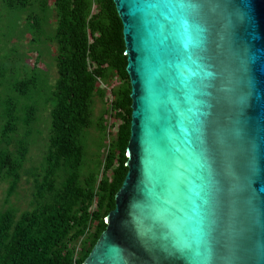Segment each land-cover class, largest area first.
Returning a JSON list of instances; mask_svg holds the SVG:
<instances>
[{
	"label": "water",
	"instance_id": "water-1",
	"mask_svg": "<svg viewBox=\"0 0 264 264\" xmlns=\"http://www.w3.org/2000/svg\"><path fill=\"white\" fill-rule=\"evenodd\" d=\"M128 171L82 264H264V0H113Z\"/></svg>",
	"mask_w": 264,
	"mask_h": 264
},
{
	"label": "trees",
	"instance_id": "trees-1",
	"mask_svg": "<svg viewBox=\"0 0 264 264\" xmlns=\"http://www.w3.org/2000/svg\"><path fill=\"white\" fill-rule=\"evenodd\" d=\"M37 1L40 0H3L12 9L34 5ZM45 2H40L44 14ZM54 2L57 27L53 38L59 44L58 79L49 91L43 88V93L38 92L40 84L35 75L15 85L20 97L36 96V100L20 108V97L10 98L6 102V122L0 131L2 139L11 140L21 119L25 138L30 137L40 103L51 104L50 147L41 172L35 174L32 208L18 216L14 208L0 212V264H82L106 227L105 217L115 207V194L128 171L131 84L126 70L123 24L116 5L113 0H97L98 10L92 13L93 0ZM44 14L36 11L30 14L35 23L33 31L38 32L42 27ZM37 32L33 34V41L38 39ZM89 34L93 38L91 42ZM117 74L126 79L115 93V107L124 109V121L106 157V169L100 181L96 174L82 177L85 148L81 137L93 124L94 97L103 94V89L97 86L98 79ZM99 127H103L102 121ZM27 152V139L19 141L15 152L8 148L0 150V178L10 177L9 194L21 177L20 169ZM115 157H119L118 168L110 177L107 171L112 168ZM94 221L97 223L91 233V245L77 259L71 244Z\"/></svg>",
	"mask_w": 264,
	"mask_h": 264
},
{
	"label": "rangeland",
	"instance_id": "rangeland-1",
	"mask_svg": "<svg viewBox=\"0 0 264 264\" xmlns=\"http://www.w3.org/2000/svg\"><path fill=\"white\" fill-rule=\"evenodd\" d=\"M40 2L41 0L34 5L12 9L3 0H0V131L6 122V102L10 98L14 100L18 96L20 97L15 85L21 80L35 75L40 84L38 92L43 93L42 89L46 88L49 91L59 76L57 67L59 44L53 38L57 27L55 2L54 0H46L45 14L40 7ZM92 7V13H95L99 7L97 0H93ZM34 11L44 14L42 27L38 31L39 34L37 30L33 31L35 23L29 17ZM36 32L38 39L33 41L32 37ZM89 39L90 42L93 39L90 34ZM89 62H92L91 57ZM125 80L120 74L104 80L98 79L97 86L103 89V94H97L94 97L92 105L93 124L84 130L81 137L85 148V156L80 170L82 177L96 174L98 181H100L102 174L105 173L106 157L125 118L124 109L115 107L116 90ZM34 94L38 95L37 92ZM35 97H20L18 99L20 108L24 107L26 103L36 100ZM50 112V103H40L30 137L26 136L25 138L26 129L21 119L18 121V131L10 136L12 137L11 140L2 139L0 132V150L8 148V150L15 152L20 140L27 139L28 141L27 157L23 168L20 169L21 177L11 194H9L10 177L0 178V212L14 208L18 216L23 211L32 208L35 174L41 172L46 153L50 147L48 143ZM18 114L21 117L22 112ZM100 121L103 122L101 128L105 129L99 127ZM118 158L115 157L112 168L107 171L110 177H113V173L118 168ZM96 223L97 221L92 222L86 233L78 238L74 244H71L75 247V258L79 259L84 251L90 247L91 233L92 230L94 231Z\"/></svg>",
	"mask_w": 264,
	"mask_h": 264
}]
</instances>
